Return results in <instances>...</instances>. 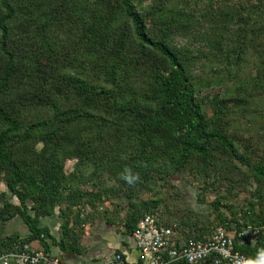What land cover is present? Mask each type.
Masks as SVG:
<instances>
[{"label": "rangeland", "instance_id": "obj_1", "mask_svg": "<svg viewBox=\"0 0 264 264\" xmlns=\"http://www.w3.org/2000/svg\"><path fill=\"white\" fill-rule=\"evenodd\" d=\"M107 1L7 0L13 10L10 26L14 35L24 34V41L12 51L14 74L0 95L3 113L19 124L3 150L35 181L42 183L46 167L60 177L61 194H89L51 200L50 214L39 217L56 241L74 248L62 250L46 239L50 253L89 261L124 250L129 245L125 223L144 209L182 236L206 235L215 224L228 225L234 234L229 220L240 225L261 221L263 233L264 175L253 167L264 169V42L242 49L229 36L221 39L215 55H207L213 44L206 39H211L210 23L198 20L167 37L159 26L166 17L170 22V9L188 10L181 1L155 0L160 15L151 22L144 10L149 0L133 1L150 39L193 56L186 70L206 127L227 136L236 148L228 153L213 140L204 158L192 154L176 168L172 136L153 118L160 102L153 73L165 70L167 61L136 40L129 21L116 15L117 0ZM185 1L190 9L206 0ZM94 5L105 8L96 18ZM2 63L0 55V74ZM95 71L107 78L97 85L101 95L91 101L85 89L94 88ZM143 120L145 129L140 128ZM125 168L138 175L134 184L122 178ZM9 174L10 168L0 167V250L8 237L27 234L18 203L6 188ZM234 242L242 240L235 234Z\"/></svg>", "mask_w": 264, "mask_h": 264}, {"label": "trees", "instance_id": "obj_2", "mask_svg": "<svg viewBox=\"0 0 264 264\" xmlns=\"http://www.w3.org/2000/svg\"><path fill=\"white\" fill-rule=\"evenodd\" d=\"M108 1L105 5H110ZM133 1L134 0H117L115 6L117 7L118 13L116 15L121 14L129 21L132 32L141 45L155 50L167 61L168 66L165 70L155 69L153 73L154 79L157 80L156 91L160 97V102L154 112L153 118L158 122L159 127L164 128V130L172 136L169 145L176 159L175 167L177 168L183 165L192 154L204 158L207 145L213 140L224 147L226 152L234 154L236 148L227 136L217 130L207 129L199 105L193 98L192 88L186 70V63L189 62L193 56L189 54V51L169 50L163 41L150 39L146 33L143 17L140 16L135 9ZM179 1L186 5L188 10L170 9V22L166 17L159 23L166 37L169 33L171 35L182 27L195 24L196 21L200 20L212 25L207 30V32L211 34V39L210 37H206V39L213 41L212 49L207 52V55H215L221 39L229 36H233L236 41H240L239 46L242 49L250 46L252 43L255 45H262L264 42V0H206L201 7L193 3L190 9L185 0ZM115 6L114 8L116 10ZM144 8V10L149 13L147 17L150 22L153 21L156 16L160 15V12L157 11L155 0H149V3ZM0 9L3 10V13L0 15V55L3 57L2 72L0 74L1 95V93L8 88L10 78L15 70L16 56L12 51L16 45L20 43V39L24 37V34L20 32L14 35L10 26L13 20V10L8 5L7 0H0ZM104 9L105 8L101 5H94V17L96 18L99 14L102 15ZM112 14L113 12H111L110 15ZM231 24H236L237 26L234 29H230L228 26ZM117 44L118 49L122 51L123 45L120 44L119 41ZM104 77L107 78L105 72H94V88L91 89L89 87V89H85L91 101L97 99L101 95L103 88H97V85L99 82H103L102 79ZM81 89L84 88L80 86V90ZM0 122L3 124V129L0 130V167L10 168V174L6 181V188L13 199L17 201L18 205L15 208L16 212L21 221L25 224L27 230L25 237L12 236L8 237L6 241H2L1 246L5 248L1 249L0 252L7 250L15 240H20L22 242L36 241L39 247L45 252H50L49 244L58 245L62 250L67 249L62 243V239L56 241L53 236L49 234L46 226L39 225V217L41 215L50 214L52 202H54L51 200H59L61 198L67 199L69 196L72 198L80 197L89 194H61L59 192L61 185L60 177L46 167L41 170L43 171L42 183L35 181L31 171L26 167L17 168L13 160L4 152L3 147L5 141L18 131L19 124L3 113L1 104ZM146 125L147 122L143 120L140 124V128L145 129L147 128ZM253 168L258 174L264 175V169L260 164H255ZM90 196L97 199L94 195ZM150 204H153V202H150ZM28 207L36 209L34 214L30 215L27 212ZM144 213L155 214L158 221H160L156 212L153 210L144 209L139 212L134 211L129 221L125 223L124 230L128 238L135 222ZM229 221H231L229 226L232 225L234 230L233 242L236 232L244 226H248L250 231L247 237L249 238L251 236V240L246 238V240L239 244L234 242V248L242 252L247 258H254L257 250L264 247V232L262 233L260 231L261 221H249V225L245 223L240 225L238 220ZM215 225L223 226L222 224ZM227 227L228 225L224 227L225 230H227ZM251 231H254L252 235H250ZM180 237L201 236H182L180 233ZM46 239L50 240L49 244L46 242ZM67 250L73 251L74 248ZM114 251L119 252L121 250ZM174 264L188 263L182 261ZM204 264L211 263L208 260Z\"/></svg>", "mask_w": 264, "mask_h": 264}, {"label": "built area", "instance_id": "obj_3", "mask_svg": "<svg viewBox=\"0 0 264 264\" xmlns=\"http://www.w3.org/2000/svg\"><path fill=\"white\" fill-rule=\"evenodd\" d=\"M249 231L240 229L236 236L242 242L246 238L251 240V236L247 237ZM128 247L135 251L132 260L121 250L89 261L65 262L30 242L15 240L7 250L0 252V264H174L182 261L204 264L208 260L211 264H235L238 259H247L234 248L233 234L221 225H214L201 237H180L178 230L158 221L152 213H144L135 222Z\"/></svg>", "mask_w": 264, "mask_h": 264}, {"label": "clouds", "instance_id": "obj_4", "mask_svg": "<svg viewBox=\"0 0 264 264\" xmlns=\"http://www.w3.org/2000/svg\"><path fill=\"white\" fill-rule=\"evenodd\" d=\"M122 178L128 184H134L138 180V175L134 174L131 169L125 168ZM235 264H264V247L259 248L254 258H241L236 260Z\"/></svg>", "mask_w": 264, "mask_h": 264}, {"label": "crops", "instance_id": "obj_5", "mask_svg": "<svg viewBox=\"0 0 264 264\" xmlns=\"http://www.w3.org/2000/svg\"><path fill=\"white\" fill-rule=\"evenodd\" d=\"M30 243H31V242H30ZM36 245H38L37 242H36V244H34V246H36ZM122 251H124L126 254H131L132 251L134 252L133 257H132L130 260H132V259L135 257V251H134V250H131V248L129 249V247L125 248V249L122 250ZM62 259H63L65 262H70V260L66 259V257H64V256L62 257Z\"/></svg>", "mask_w": 264, "mask_h": 264}]
</instances>
